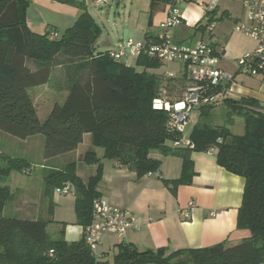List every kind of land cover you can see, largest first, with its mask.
Masks as SVG:
<instances>
[{"label": "trees", "instance_id": "trees-1", "mask_svg": "<svg viewBox=\"0 0 264 264\" xmlns=\"http://www.w3.org/2000/svg\"><path fill=\"white\" fill-rule=\"evenodd\" d=\"M55 1L81 12L61 36L53 37L56 27L38 33L28 26L31 0H0V133L23 139L43 134L46 159L78 151L77 160L44 173L50 213L54 191L70 183L76 195L77 224L87 227L92 222L93 203L100 196L98 186L104 170L97 147L104 149V158L129 165L138 176L159 171L161 161L150 156L152 151L181 157L180 177L164 180L175 194L180 185L193 182L192 152L217 148L218 163L245 178L237 221L239 228L251 231V236L234 243L176 250L169 255L164 248L142 252L133 243L122 241L116 245L113 264H264V109L259 101L247 97L223 99L232 111L243 115L242 135L232 134L227 126L198 122L191 135L192 147L174 146L180 134L168 130V112L155 108L153 100L163 93L167 99H181L186 76L167 78L150 72L160 69L162 63L145 55L127 65L107 52H96L99 27L86 3ZM157 4L169 6L170 0H152L151 5ZM216 12H208L209 21L197 26L196 31L205 33ZM58 67L64 70L67 95L53 104L42 121L29 89L47 84ZM178 89L183 92L172 98ZM214 106L203 108L201 116ZM87 140L89 148L79 149ZM2 159L7 165L0 167V176L6 179L13 171L24 172L31 166L25 158L4 155ZM82 164L96 166L87 179L78 173ZM9 188L0 183V264H111L96 259L84 236L72 242L63 234L51 239L47 233L51 220L6 216Z\"/></svg>", "mask_w": 264, "mask_h": 264}, {"label": "crops", "instance_id": "crops-1", "mask_svg": "<svg viewBox=\"0 0 264 264\" xmlns=\"http://www.w3.org/2000/svg\"><path fill=\"white\" fill-rule=\"evenodd\" d=\"M116 1L119 3L118 0ZM137 1L139 0H129L130 10L137 8ZM210 1L193 0L181 4L184 23L173 31V37L176 42L194 44L193 41H188L191 34H186V30L192 29L195 31L193 32L195 34L197 32L196 27L204 25L201 24V20L203 16L206 17L207 10L204 8L208 7ZM223 1L225 0L220 1L218 9L221 7ZM34 2V0H31L30 7L27 9V24L33 31L44 33L48 28L46 20L43 17L40 16L37 19L30 20V13L33 10ZM40 2L50 6L54 4L56 8L64 12L65 17L69 18L68 22L73 24L81 12L77 7L55 0H40ZM144 2V6L142 7L144 10L137 8V11L141 13L142 11L147 12V20L144 19L143 21L141 15L136 14L135 20L133 19L129 24L136 34L141 35V40H145L147 36H155L158 34L160 23L165 19L164 17H166L169 9V6L161 4L151 5L152 0H144ZM228 2L232 1L229 0ZM240 5L244 14L243 6L241 3ZM218 9L215 15L216 19L222 16V21L232 18L227 7L221 8L220 16H218ZM241 17H235L234 21H230L231 23L228 25V28L222 31L223 37L220 38L214 33L213 36L209 35L207 37V32H198L201 34V37L197 42L202 39L209 40L213 38L224 49L220 66L229 73L234 74L235 79L222 98L235 100L244 97L253 98L259 101L264 109V77L240 74L237 70L238 67L234 71L228 67L231 61L237 60L246 53L252 52L257 44L251 37L234 29L236 24L244 18V15ZM53 33L56 35L55 32ZM132 64H135V61ZM161 68L158 70H161ZM161 72V74H164L163 72L166 71L161 70ZM244 75L248 77L246 79L242 78ZM51 80L47 84L39 87L43 89L47 88ZM67 91L64 98L67 95ZM33 97L36 103L37 99H35L34 95ZM223 99L221 102H223ZM198 112L200 113V117L201 111ZM192 113L194 114V112ZM193 114L184 133V136L189 139H191V135L197 124V122L193 123L192 121ZM217 153V148H212L209 151L192 152L191 158L195 170V176L192 178L193 182L180 185L175 194L166 185L164 180H173L180 177L183 167V159L181 157L163 155L158 151H152L150 156L161 161L159 168L161 176L152 177L148 174L138 176L137 172L130 168L129 165L117 159L104 158V149L102 154L97 152V156L104 166L103 177L98 186L100 197L124 209L128 212L129 216L138 217L142 221L139 227L128 229L123 236L112 233L106 234L99 248L101 253L99 261H109L107 255H110L111 251L115 254L117 251L116 245L122 241L133 243L142 252L144 250L164 248L166 255H169L176 250L205 248L224 241L234 243L249 238L251 231L246 228H239L237 221L239 209L243 202L245 178L229 172L221 166L218 163ZM59 156L53 157L52 159H57ZM45 160L49 161L50 159ZM51 168L60 167L54 166ZM83 169L86 175H88V178L95 172L96 166L87 165ZM16 173L27 174L26 171H13L11 173L4 184L9 186L12 192L14 186L11 183V179ZM80 176L82 175L80 174ZM23 199L25 197L22 196V200L17 202L20 204L19 208L27 204L26 200ZM191 201L194 202L195 209L189 218H185L183 211ZM84 229L85 227L82 225H79V228H74V231L65 229L63 237L68 242L79 240L84 236ZM110 263L113 264V262Z\"/></svg>", "mask_w": 264, "mask_h": 264}, {"label": "rangeland", "instance_id": "rangeland-1", "mask_svg": "<svg viewBox=\"0 0 264 264\" xmlns=\"http://www.w3.org/2000/svg\"><path fill=\"white\" fill-rule=\"evenodd\" d=\"M34 1L33 10L30 13V20L37 19L40 16L43 17L44 20H46L47 28H51V26L57 28V36H61L63 32L73 24L68 22L69 18L65 17L64 12L61 9L56 8L54 4L50 6L41 3L40 0ZM81 1L86 3L88 12L94 17V21H96L99 27V35L95 41L94 47L96 52H106L114 46L120 38L142 39L141 35L136 34L129 24L136 17V14L141 15L143 21L144 19L147 20V12L142 11L141 13L137 11V8L144 10L142 9L144 6L143 4L145 3L144 0L137 1V8H132V10H130L131 6L129 0L119 3H117L116 0H108V4L102 6H96L91 0ZM222 7H227L229 9L232 18L216 22L213 33L220 38L223 37L222 31L228 28V25L231 23L230 21H234L235 17L243 16L242 7L237 0L232 2H228L227 0L223 1L221 7L218 9V16L221 15ZM204 9L207 10V8ZM207 22V17L203 16L201 24L206 25ZM193 32L195 31L192 29L186 30V34H191L188 41L191 40L193 43H196L197 40L200 39L201 34L198 32L194 34ZM206 36L208 37L209 35ZM161 63V70L175 72L177 76L181 75V65L173 62ZM228 67L234 71V69L238 67L237 60L235 59L231 61ZM138 70L142 69L138 68ZM161 70H150V72L162 73ZM63 71V68L55 70L52 80L47 88L43 89L42 87H35L29 89V92H31V94L35 96V99H37L35 104L39 118L42 121L45 120L44 118H46L51 111L53 102L56 100H62L67 91V80ZM246 77L245 75L242 76V78L245 79ZM176 91L177 95H171L172 98L175 96L178 97V95H181L183 92L180 89ZM199 114L198 111L194 112L192 117L193 123L207 122L211 126H227L234 135H242L245 131L243 115L232 111L231 108L223 102L215 105L212 109H208V111L204 112L200 117ZM45 141V136L43 134L28 136L23 139L5 132L0 133V167H5L7 165L2 159V156L4 155L25 158L31 163L30 168L26 170L27 174L16 173L11 179L14 189L13 192L10 189L11 197L8 202H6L7 204L4 214L9 217L51 220L47 227V233L51 239H57L65 232V229L74 231V228H79L75 212L76 195L74 188L67 194L59 193L55 190L53 195V212L50 213L49 198L43 193L45 185L44 173L50 171L52 169L51 167L57 166L63 168L67 163L77 160L78 151L66 153L60 155L57 159L50 158L49 161H46L44 156ZM88 148L89 140H87L79 149ZM95 149H97L96 151L100 154L103 153V148L97 147ZM83 167H87V165L82 164L78 171L85 179H87L88 175L84 172ZM5 181L6 178H4L3 175L0 176V183L4 185ZM22 196L25 197L23 200H26L27 204L19 208L20 204L17 202L22 200ZM107 256L109 261L113 262V251Z\"/></svg>", "mask_w": 264, "mask_h": 264}, {"label": "built area", "instance_id": "built-area-1", "mask_svg": "<svg viewBox=\"0 0 264 264\" xmlns=\"http://www.w3.org/2000/svg\"><path fill=\"white\" fill-rule=\"evenodd\" d=\"M91 1L96 6L108 4V0ZM118 1L122 2L123 0ZM191 1L193 0H170L169 9L165 19L160 23L157 35L147 36L145 40L141 41L133 38H120L113 47L106 51L111 58L127 65H132L133 61H136L141 55L158 59L161 62H173L181 65L180 76H186L187 79L181 99L170 100L163 93L153 100L155 108L165 109L168 112V130L180 134V138L174 142V146L177 147H192L191 139L184 136L192 112L219 104L235 79L234 74L220 66L224 49L213 38L202 39L194 44L174 40V29L184 23L181 4ZM220 1L211 0L208 3L207 21H209L207 13L217 10ZM237 1H240L243 6L244 18L236 24L234 29L251 37L257 43L252 52L237 59V70L240 74L264 77V0ZM216 22L215 17V20L207 25L205 30L208 35L213 36ZM52 36L54 37V33ZM163 73L167 78L178 77L172 71ZM148 175L161 176L159 171L149 172ZM72 189L73 186L70 183L56 188L59 193L64 194L71 192ZM194 209V202H189L188 207L183 211L184 217L189 218ZM140 224H142L140 218L129 216L127 211L99 196L94 200L93 219L84 229V238L92 254L97 260H100L99 248L106 234L123 236L128 229L139 227Z\"/></svg>", "mask_w": 264, "mask_h": 264}]
</instances>
